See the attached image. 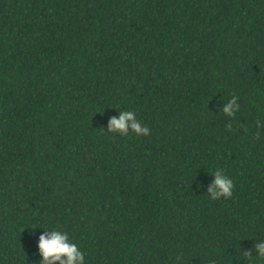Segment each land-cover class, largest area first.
Segmentation results:
<instances>
[{"label": "trees", "instance_id": "16d2710c", "mask_svg": "<svg viewBox=\"0 0 264 264\" xmlns=\"http://www.w3.org/2000/svg\"><path fill=\"white\" fill-rule=\"evenodd\" d=\"M0 264H264V0H0Z\"/></svg>", "mask_w": 264, "mask_h": 264}]
</instances>
